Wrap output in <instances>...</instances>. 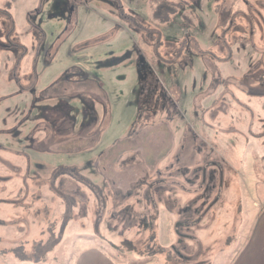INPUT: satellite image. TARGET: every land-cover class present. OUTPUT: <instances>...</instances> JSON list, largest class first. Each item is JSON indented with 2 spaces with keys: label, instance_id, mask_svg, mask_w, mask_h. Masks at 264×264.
<instances>
[{
  "label": "rangeland",
  "instance_id": "obj_1",
  "mask_svg": "<svg viewBox=\"0 0 264 264\" xmlns=\"http://www.w3.org/2000/svg\"><path fill=\"white\" fill-rule=\"evenodd\" d=\"M263 200L264 0H0V264H231Z\"/></svg>",
  "mask_w": 264,
  "mask_h": 264
},
{
  "label": "crops",
  "instance_id": "obj_2",
  "mask_svg": "<svg viewBox=\"0 0 264 264\" xmlns=\"http://www.w3.org/2000/svg\"><path fill=\"white\" fill-rule=\"evenodd\" d=\"M147 1L150 0H146V2ZM182 9L183 8L175 12V17L178 20L177 23L179 24L182 23V21L180 20L184 18V13ZM121 16L123 19L126 20V22L131 23L132 25L136 24L137 15L131 16L121 11ZM191 21L193 20H190V22ZM173 23L174 22H165V30L167 32H170V35H173L178 32L183 33L185 29L182 27L178 28L176 26H173ZM233 24L234 21L231 25ZM212 39H214V37ZM185 41V45L190 44L189 39L186 38ZM194 47L197 51H201V47L198 43H195ZM253 207L258 213L250 228L249 234L246 236L243 244L241 245L231 264H264V200L261 202H255ZM0 253L2 255V253L4 254V251H0ZM74 264H115V262L112 261V259L109 258L108 255L102 252L99 248L90 247L86 248L81 253V255L77 258Z\"/></svg>",
  "mask_w": 264,
  "mask_h": 264
},
{
  "label": "flooded vegetation",
  "instance_id": "obj_3",
  "mask_svg": "<svg viewBox=\"0 0 264 264\" xmlns=\"http://www.w3.org/2000/svg\"><path fill=\"white\" fill-rule=\"evenodd\" d=\"M190 35H187V37H189ZM138 70H139V76H140V81L141 82H144L143 83V85H144V87L145 86H147L148 87V85L147 84H149V85H151L152 86V84H153V86H155L154 85V81L155 80H153L152 79V76H151V72L150 71H145L144 70V68L142 69V67H141V65L140 66H138ZM144 70V71H143ZM146 88V87H145Z\"/></svg>",
  "mask_w": 264,
  "mask_h": 264
},
{
  "label": "trees",
  "instance_id": "obj_4",
  "mask_svg": "<svg viewBox=\"0 0 264 264\" xmlns=\"http://www.w3.org/2000/svg\"><path fill=\"white\" fill-rule=\"evenodd\" d=\"M153 1L156 2V3H162V1L164 2V0H153ZM165 5H168V4L165 3ZM167 7H168V8H173L172 6H167ZM177 7H178V6H176V9H178ZM179 8H180V7H179ZM178 10H179V9H178ZM176 11H177V10H176ZM176 11H174V12H176ZM159 19L162 20L161 17H159Z\"/></svg>",
  "mask_w": 264,
  "mask_h": 264
}]
</instances>
